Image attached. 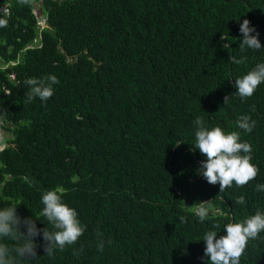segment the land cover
<instances>
[{"label": "trees", "instance_id": "obj_1", "mask_svg": "<svg viewBox=\"0 0 264 264\" xmlns=\"http://www.w3.org/2000/svg\"><path fill=\"white\" fill-rule=\"evenodd\" d=\"M8 1L9 12L0 11V66L37 32L38 0ZM40 11L50 24L39 31L42 47L0 69L10 91L0 88V128L9 133L0 207L15 204L21 217L51 230L41 196L60 187L87 229L53 258L37 237L35 264H206L207 231L224 235L232 218L264 211V192L255 190L264 184V83L243 100L231 84L264 62V49L239 48L244 19L264 48V0H41ZM11 69L15 82L6 79ZM48 75L59 81L54 95L29 102L25 81ZM244 115L255 121L250 133L237 127ZM197 116L250 143L260 169L253 181L220 192L197 174L206 159L192 150ZM242 195L245 204H236ZM97 229L112 242L102 252ZM263 237L249 241L240 264H264Z\"/></svg>", "mask_w": 264, "mask_h": 264}, {"label": "clouds", "instance_id": "obj_2", "mask_svg": "<svg viewBox=\"0 0 264 264\" xmlns=\"http://www.w3.org/2000/svg\"><path fill=\"white\" fill-rule=\"evenodd\" d=\"M21 2L27 3V0H21ZM35 3H39L41 6V0L34 2L33 7ZM9 4L8 0L0 1V11L8 13ZM40 6L39 13L34 12L33 22L37 30V32L34 31V37L24 44L18 51L19 54L16 58L1 64L0 69L6 70L23 63L24 59L30 55L29 50H33L31 52L33 53L42 47V37L39 31L44 28L50 29V24L48 11H46V14L42 13ZM239 31L242 34L239 43L241 51H244L245 48L254 51L264 49L258 38L259 32L254 26H251L248 19L243 20ZM253 33L255 34L253 35ZM221 39L227 40L225 35H222ZM229 46V44H226L225 48ZM20 51H24L21 53L24 58H21ZM76 59L77 57H75ZM67 60L71 61L72 58ZM230 62L239 64L243 63V59L237 60L235 56H230ZM6 79L15 82L17 79L15 70L11 69L6 72ZM57 83L59 81L55 75H48L44 78H28L25 81L28 86L25 97L29 102H32L35 98L46 102L54 95L53 86ZM262 83H264V62L257 63L245 75L236 78L235 83L233 79L231 80L232 87L237 89L234 95L239 96L242 100L252 97ZM0 88L6 94H9L10 91L6 84L0 85ZM229 99L226 96L224 104ZM193 124L196 129L195 144L192 145V150H199L206 157L201 162L197 174L202 175L209 184H219L220 192H223L225 189L232 187L233 184L238 187L246 186L257 177L260 169L252 163V146L241 139L240 132L225 131L219 125L209 128L200 116L195 118ZM254 126L255 121H252L247 115L241 116L237 122L238 128L249 133ZM7 135L9 133L0 128V152L7 146L6 141L3 142L4 137ZM182 143L177 141L174 145L179 147ZM255 190L264 192V184H257ZM64 195V190L60 187L42 193L41 203L43 208L40 215L46 218L51 225V230L46 226L38 228L37 220L33 216L21 217L17 212L19 206L15 204L0 207V264H35L41 258L37 255V237L42 236V247L46 253L45 256L49 258H53L57 251L62 252L79 241L87 226L79 219L77 210L64 201ZM206 203L201 202L196 213L201 222L208 218V212L205 208ZM235 203L238 205L245 204L244 196L238 197ZM181 220L183 221V218ZM224 232L226 234L219 236L214 230L207 231L204 234L202 240L205 242V248L204 256L201 259L206 258V264H240V259L246 253L249 241L260 238L261 232L264 234V211L257 209L254 215L240 222H234L232 218L231 223L225 225ZM96 236V247L100 252L104 250L106 243L108 245L112 243L111 240H105L99 229L96 231ZM82 250L81 248L74 254L79 255Z\"/></svg>", "mask_w": 264, "mask_h": 264}, {"label": "rangeland", "instance_id": "obj_3", "mask_svg": "<svg viewBox=\"0 0 264 264\" xmlns=\"http://www.w3.org/2000/svg\"><path fill=\"white\" fill-rule=\"evenodd\" d=\"M39 6H40L39 3H35V4H34V12H35L36 14L39 13Z\"/></svg>", "mask_w": 264, "mask_h": 264}]
</instances>
